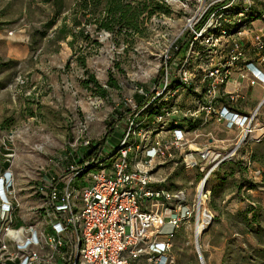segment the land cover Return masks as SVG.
I'll return each instance as SVG.
<instances>
[{"label": "built area", "instance_id": "1", "mask_svg": "<svg viewBox=\"0 0 264 264\" xmlns=\"http://www.w3.org/2000/svg\"><path fill=\"white\" fill-rule=\"evenodd\" d=\"M257 86L256 99L249 90ZM135 89L141 99L123 100L103 138L84 139L91 150L81 162L76 152L36 182L38 222L22 216L13 225L16 177L10 159L0 165V264H171L184 226L198 243L214 219L213 172L242 158L251 178L262 176L252 145L264 139V0L202 2L164 52L159 76ZM212 123L232 134L215 136L206 129ZM115 130L121 137L110 148ZM5 143L0 136V148ZM167 164L197 171L195 189L171 187L159 172Z\"/></svg>", "mask_w": 264, "mask_h": 264}, {"label": "rangeland", "instance_id": "2", "mask_svg": "<svg viewBox=\"0 0 264 264\" xmlns=\"http://www.w3.org/2000/svg\"><path fill=\"white\" fill-rule=\"evenodd\" d=\"M154 1L169 8V13L145 12L138 31L129 33L95 31L86 24L100 44L81 48V38L74 45L68 42L71 36L53 39L70 9L47 27L54 15V0H0V136L6 139L0 162L10 159L16 177L20 207L13 225L24 223L22 216L27 222L40 220L36 182L45 172H61L68 159L81 152L84 139L97 142L108 133L119 101L136 96L137 85L151 86L161 72L164 52L205 0ZM60 2L69 6L75 0ZM80 56H86V67L77 60ZM86 69L107 89L105 94L84 84ZM111 78L117 86L108 85ZM93 94L102 96L97 106L92 104ZM260 95L255 91L253 97ZM206 129L220 138L232 134L214 123ZM110 137L118 142L121 131H113ZM252 148L262 176L253 179L249 170L234 163L216 169L207 183L214 219L198 243L190 226L175 234L171 264H203L198 247L204 264H264V139ZM98 169L91 167L86 176ZM159 169L173 188L193 191L199 179L197 171H187L182 164ZM250 205L253 210L247 212Z\"/></svg>", "mask_w": 264, "mask_h": 264}, {"label": "trees", "instance_id": "3", "mask_svg": "<svg viewBox=\"0 0 264 264\" xmlns=\"http://www.w3.org/2000/svg\"><path fill=\"white\" fill-rule=\"evenodd\" d=\"M53 4L54 15L46 22L47 27H51L64 10L70 9V11L62 17V22L54 30L53 39L67 40V38L71 36L72 39L68 40V42L70 45H74L75 41L81 38L82 43H84L81 48L87 47L92 42L97 45L100 44V40L92 36L90 34L91 32L86 29L88 24L94 26L95 31L106 30L112 34L129 33L130 31H138L141 24L140 19L145 12H148L149 15L158 10L169 13V8H165L162 3L154 0H75L73 5L69 6H63L64 4H62L60 0H54ZM82 23L85 24L81 26ZM77 60L86 67V56L77 57ZM84 84L86 86L94 85L100 93L102 92L101 94H105L107 91L96 78L95 74L89 70H87V77L84 80ZM108 85L113 87L117 86L116 80L114 78L109 79ZM93 95L102 97L101 95ZM135 95L136 97L139 95L137 99H141L142 97L138 93H135ZM119 102L122 106L124 105L123 100ZM121 105L118 106V111L115 112L116 114H121ZM90 150L91 148L84 146L76 159L81 162L84 155L88 154ZM253 157L256 159L254 152ZM4 163L3 167L9 165V162L6 160ZM227 163H234L240 169L242 168L244 171L248 170L242 158L225 161L220 167ZM0 165L2 166L1 163ZM252 210L253 206L250 205L247 212H251Z\"/></svg>", "mask_w": 264, "mask_h": 264}, {"label": "crops", "instance_id": "4", "mask_svg": "<svg viewBox=\"0 0 264 264\" xmlns=\"http://www.w3.org/2000/svg\"><path fill=\"white\" fill-rule=\"evenodd\" d=\"M255 91H260V93L262 94V92H263V88L261 87V86H257V87H255V88H252L251 90H249V93L251 94V96L253 97V94H254V92ZM261 96V95H260ZM259 96V97H260ZM259 97H253V98H259ZM111 142L112 143H110V145H109V147L111 148V146H113V144H115V143H117L116 141H114L113 139H111ZM5 162V160L3 161V162H0L1 164H5L4 163Z\"/></svg>", "mask_w": 264, "mask_h": 264}, {"label": "water", "instance_id": "5", "mask_svg": "<svg viewBox=\"0 0 264 264\" xmlns=\"http://www.w3.org/2000/svg\"><path fill=\"white\" fill-rule=\"evenodd\" d=\"M205 230H206V229H205ZM205 230H204V231H205ZM204 231H203V232H204ZM203 232H202V233H203Z\"/></svg>", "mask_w": 264, "mask_h": 264}]
</instances>
